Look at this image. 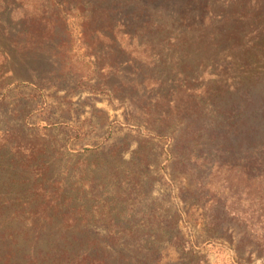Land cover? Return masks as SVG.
Listing matches in <instances>:
<instances>
[{"label": "rangeland", "instance_id": "1", "mask_svg": "<svg viewBox=\"0 0 264 264\" xmlns=\"http://www.w3.org/2000/svg\"><path fill=\"white\" fill-rule=\"evenodd\" d=\"M61 1H0V206L71 199L103 244L108 203L161 264H264V0Z\"/></svg>", "mask_w": 264, "mask_h": 264}, {"label": "trees", "instance_id": "2", "mask_svg": "<svg viewBox=\"0 0 264 264\" xmlns=\"http://www.w3.org/2000/svg\"><path fill=\"white\" fill-rule=\"evenodd\" d=\"M0 1L1 10H4L6 3ZM61 2L68 3L67 0ZM80 197L78 194L76 199L80 201ZM49 199V205L45 207L0 206L2 212L11 213L19 226L0 224V264H161L153 242L143 244L144 241L138 239L130 241L117 237L116 229L124 230L128 235L133 229L130 224L127 227L110 226L114 219L108 203L104 205V212H95V219L110 218L106 233L114 239L102 244L93 233L94 215L92 217L86 210V205L77 206L75 200L73 203L66 198L61 201L59 195ZM122 222L128 223L124 219ZM118 247L130 252V257L115 256L110 251Z\"/></svg>", "mask_w": 264, "mask_h": 264}]
</instances>
